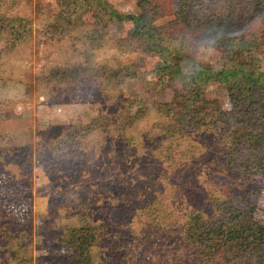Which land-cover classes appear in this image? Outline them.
Listing matches in <instances>:
<instances>
[{
  "label": "trees",
  "instance_id": "obj_1",
  "mask_svg": "<svg viewBox=\"0 0 264 264\" xmlns=\"http://www.w3.org/2000/svg\"><path fill=\"white\" fill-rule=\"evenodd\" d=\"M135 1L142 9L139 16L117 12L111 0H57L47 37H65L78 22L88 19L93 30L88 43L94 45L113 18L124 20L132 27L123 43L136 49L141 59L137 64L119 63L114 69L95 70L106 75L104 84L117 82L120 93L127 78L139 75L148 56L157 57L163 64L156 71L159 79L180 83L172 100L158 104L157 119L138 129L148 112L139 101L122 97L115 112L67 125L62 137L49 142L45 152L72 158L95 157L98 152L125 163H141L156 173V179L144 188L147 198L142 204L125 207L143 220L150 235L183 246L197 264H264L258 188L215 195L217 189L209 186L207 201L202 199L200 206L195 204L192 209L182 190L206 155L218 157L236 175L264 180V71L256 58L264 46V0ZM163 18L170 20L158 25ZM29 34L30 28L20 18L0 13V40L5 44L0 53L14 48ZM200 44L221 54L220 72L194 59ZM85 64L87 56L82 63L54 75L76 79L85 72ZM182 65L190 71L185 73ZM213 81L227 87L228 108L218 99L206 98L205 90ZM133 107L136 110L132 112ZM138 147L154 149V160L138 153ZM167 174H180V186L164 185L163 175ZM113 198L85 188L66 212L94 216L112 208ZM5 216L0 210V226L6 222ZM110 235L111 240L118 238L99 224L71 227L63 231L59 245L63 243L74 252L75 264H93L90 252L99 246L94 239ZM5 238L11 239V235L0 227V240Z\"/></svg>",
  "mask_w": 264,
  "mask_h": 264
},
{
  "label": "rangeland",
  "instance_id": "obj_2",
  "mask_svg": "<svg viewBox=\"0 0 264 264\" xmlns=\"http://www.w3.org/2000/svg\"><path fill=\"white\" fill-rule=\"evenodd\" d=\"M111 3L123 15L142 14L135 0ZM56 12L57 0H0L2 15L20 18L30 28L28 37L0 53V210L6 215L0 227L11 235L9 240H0V264H75L74 252L63 243L60 246L59 237L66 228L93 224L105 226L118 237L94 239L99 246L90 252L93 264H197L183 246L150 235L143 220L125 207L143 203L147 198L144 188L155 181V172L141 163H125L98 152L87 158L45 152L49 142L62 137L67 125L84 124L99 113L115 112L122 97L139 101L147 110V117L138 125L142 129L157 119V105L171 101L180 84L159 79L156 71L163 64L157 57L148 56L139 67V75L127 78L119 93L117 82L104 84L106 75L95 68L137 64L141 54L123 43L132 25L113 18L105 35L90 45L93 30L90 20L84 19L67 36L50 39L46 30ZM169 20L159 19L157 24ZM4 45L0 40V51ZM85 56L88 64L78 78L54 75L82 63ZM256 58L264 71V46ZM194 59L216 72L222 70L221 54L215 49L200 44ZM181 68L185 73L190 71L189 66ZM205 96L220 100L228 108L225 84L209 83ZM135 110L133 107L132 112ZM138 153L154 160L152 148L138 147ZM212 157L206 155L200 168L186 179L188 185L182 190L185 198L189 196L188 208L200 206L202 199L207 201L205 195L211 187L217 189L215 195L258 188L257 215L264 222V180L236 175L218 157ZM163 176L164 185L178 187L182 183L180 174ZM85 188L113 196L114 206L89 217L68 215L66 208L73 207Z\"/></svg>",
  "mask_w": 264,
  "mask_h": 264
}]
</instances>
